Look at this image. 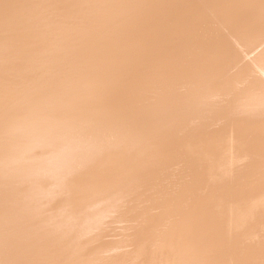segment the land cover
Segmentation results:
<instances>
[{
    "label": "bare ground",
    "instance_id": "bare-ground-1",
    "mask_svg": "<svg viewBox=\"0 0 264 264\" xmlns=\"http://www.w3.org/2000/svg\"><path fill=\"white\" fill-rule=\"evenodd\" d=\"M0 264H264V0H0Z\"/></svg>",
    "mask_w": 264,
    "mask_h": 264
}]
</instances>
